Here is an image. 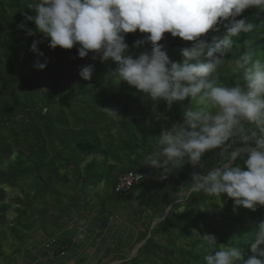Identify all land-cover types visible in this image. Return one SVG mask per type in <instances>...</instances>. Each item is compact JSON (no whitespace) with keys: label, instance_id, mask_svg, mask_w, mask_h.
<instances>
[{"label":"trees","instance_id":"1","mask_svg":"<svg viewBox=\"0 0 264 264\" xmlns=\"http://www.w3.org/2000/svg\"><path fill=\"white\" fill-rule=\"evenodd\" d=\"M31 2L0 0V258L14 257L20 248L24 254L30 252L24 248L27 232L39 223L48 202L63 217L75 208H87V191L101 183L106 194L93 208L96 213L91 219L99 235L107 232L109 218L116 215L113 212L131 203L130 192L114 193L119 177L126 172L147 175L139 185H145V191L138 195L137 203L149 212V221L142 232L133 229L128 239L102 250L101 260L112 253V262L119 264H205L208 246L201 238L205 234L215 235L217 247L235 246L243 259L251 256L254 230L264 222V206L257 205L252 211L234 207L226 194L219 199L191 191L193 173L206 174L226 160L219 155L221 149L206 152L202 167L184 163L173 168L166 179H161V170L144 163L146 156L157 151L163 130L182 123L186 109L195 110L203 103L186 99L170 109L164 102L154 105L114 77L118 65L111 59L94 60L92 53L80 58L78 46L51 49L49 40L39 33L27 36L17 25L23 22L27 29H35L25 19L36 15L28 7ZM236 19H244L253 29L233 38L231 52L218 67L215 75L224 86L242 83L234 71L240 55L250 53L254 59H264V9L250 7ZM224 32L221 26L219 32L209 30L200 39L211 43L213 36L222 37ZM147 35L138 30L125 34L129 46L125 55L137 58L150 52V43L133 47ZM36 39L42 41L38 48L43 56L31 51ZM159 43L170 61L182 62L181 51L192 42L165 33ZM37 60L47 61L42 71L33 66ZM88 64L94 65V72L90 80H84L79 70ZM104 108L116 109L119 117L109 116ZM161 118L169 119L163 129ZM236 147H240L238 142L232 144ZM235 163L244 167L243 160ZM68 186L75 192L73 199L62 189ZM181 190L185 195L179 194ZM65 200L68 204H63ZM154 220L158 221L153 225ZM57 233L49 236H58L57 248L67 251L71 239L66 233L60 239ZM140 243L134 257L127 260L123 252Z\"/></svg>","mask_w":264,"mask_h":264},{"label":"clouds","instance_id":"2","mask_svg":"<svg viewBox=\"0 0 264 264\" xmlns=\"http://www.w3.org/2000/svg\"><path fill=\"white\" fill-rule=\"evenodd\" d=\"M28 7L36 15L25 19L35 29H27L23 22L17 25L27 36L39 33L51 49L78 46L80 58L92 53L94 60L111 59L118 65L114 77L154 105L164 102L170 109L186 99L203 103L195 110L186 109L183 122L163 131L157 151L145 157L146 166L161 170V179L184 163L202 167L206 152L221 149L219 155L226 160L206 174L193 173L191 191L219 199L226 194L234 207L252 211L264 206V59L240 55L234 71L242 83L233 86H224L215 75L233 48V38L253 29L236 18L250 7L264 9V0H32ZM221 26L222 37L213 36L211 43L200 39L209 30L219 32ZM137 30L149 35L133 47L150 43L151 51L133 58L125 55L129 48L125 34ZM165 33L192 42L182 49V62L170 61L163 50L159 42ZM41 42L36 39L31 45L37 56H43ZM46 64L37 60L33 66L42 71ZM93 72L94 65L88 64L80 68L79 76L90 80ZM102 110L119 117L114 108ZM236 142L240 147L232 148ZM238 160H243V168L235 163ZM201 238L208 246L205 264H264V222L254 230L247 259L238 247H217L213 234Z\"/></svg>","mask_w":264,"mask_h":264},{"label":"rangeland","instance_id":"3","mask_svg":"<svg viewBox=\"0 0 264 264\" xmlns=\"http://www.w3.org/2000/svg\"><path fill=\"white\" fill-rule=\"evenodd\" d=\"M179 104V102H174L173 105H177ZM169 121V119H163L161 118L160 120V127L163 129L166 126V122ZM170 127H172V125H170ZM165 131V129L163 130ZM71 187V186H70ZM145 185L143 186H139L136 189H133L132 191H130L129 193V197L131 198V203L130 205L123 207L122 209H118L116 210V212H113L116 214L117 218L114 220H110V222L108 221V231L106 232V237L103 236L104 238L99 239L101 236H99V234L97 233V229L94 231L91 230H86L89 226V222H87V218H89L90 216H95V214L93 215V208L98 205L99 200L101 199L102 195H104V193L106 194V187L103 183L99 184L96 188H94L93 190L87 191L86 194V198H85V203L88 205L87 208L82 209L81 212L76 215L73 216L74 218H72V221L70 225L66 224V226L63 228L64 231L61 232V236L62 233H66V237H68L69 239H72V237L74 236L73 233V229H75V227H79L81 229H83L82 231L80 230L78 232V234H81L80 237L78 234L75 235L74 238V243H76V245L74 247H70L68 248L67 252H68V260L65 264H119L120 262H112L113 260V255L111 253V255H109L108 257L104 258L103 260L100 259L101 254L100 251L104 250L105 248H110L112 249L116 243H118L121 240H124L123 238L125 237V239H128L129 236L134 232L133 229H136L139 232H142L145 229V226L147 224V222L149 221V212L145 211L144 209H142L138 203H137V197L140 193L145 191ZM63 190H68V197L70 198H74V191H72L69 186L68 187H62ZM185 190H181L180 191V195H185ZM63 204H68L67 200H65V203ZM52 204H50L48 202V204H46V208H45V212L42 215V218L39 220V225L40 228L43 232H45L46 234H53V233H57L58 231H61V227H62V223L61 220L62 217L61 216H57V211L56 209H54L53 207H51ZM13 209H10L11 214H13ZM158 220H154L153 221V225L155 224V222ZM88 225H87V224ZM61 224V226H59ZM73 225V226H72ZM59 226V227H58ZM76 231V229H75ZM98 234V239L95 240L93 239L92 242H90V238L93 236V234ZM73 234V235H72ZM60 236V239H61ZM101 242H97L100 241ZM31 242V236L28 237V242ZM7 243L9 245H14L12 240H7ZM103 244V247L98 250V247H95V245L93 244ZM35 244L34 241H32L30 243V245ZM141 245L137 244L133 249L128 250V251H124L123 254L124 256L127 258V260L131 259L132 257H134L137 248ZM21 252L17 253L15 255L16 259H17V263L22 264L23 263V256L21 255L23 254L22 248ZM70 251V252H69ZM5 253H10V249L7 247L6 244V248H5ZM69 253L71 254V256H69ZM66 256V257H67ZM29 258H32V256H28L26 260H28Z\"/></svg>","mask_w":264,"mask_h":264},{"label":"crops","instance_id":"4","mask_svg":"<svg viewBox=\"0 0 264 264\" xmlns=\"http://www.w3.org/2000/svg\"><path fill=\"white\" fill-rule=\"evenodd\" d=\"M81 210L82 209H80V208H75V209H73L72 211H71V213H66L65 212V214L63 215V217H62V219H60L62 222V227H61V231H59V233H57V234H59V235H61L60 233L62 232V231H64L65 230V226H66V224H68V225H70L71 224V222H73L72 221V218H74L73 216H76V215H78L80 212H81ZM96 212H93L92 214L94 215ZM91 218H93V216L91 217H89V218H87V222H89V226L90 227H88L86 230H91V231H93V230H95L94 228H95V225H93V222H92V219ZM87 224V223H86ZM61 225V224H60ZM59 225V226H60ZM88 225V224H87ZM58 226V227H59ZM73 226V225H72ZM63 228H64V230H63ZM75 229H76V231H75ZM75 229H73V233H74V236L72 237V239H71V247H74L75 245H76V243H74V238H75V235L76 234H78V231H79V227H75ZM108 231V230H107ZM44 235H47V236H49V235H51V234H46L45 232H43L42 230H41V228H40V225H39V223H37V224H35L34 225V228L33 229H30L28 232H27V236H26V243H25V245H24V248L25 249H29L30 250V252H28V254H21V255H24L23 257V263L22 264H65L66 262H67V260H68V256L67 257H65L64 259H62L61 261H54V260H52V259H50L44 252H43V250H42V244H43V237H44ZM73 235V234H72ZM79 235V237H80V235L81 234H78ZM31 236V242L32 241H34V243L35 244H31L30 245V241L28 242V237H30ZM99 236H101L99 239H101L102 240V238H104L103 236H105L106 237V232H104L103 234H101V235H99ZM98 235H96V234H93V236L90 238V242H92V240L93 239H95V240H97L98 239V237H99ZM61 237H63V235L61 236ZM125 238V237H124ZM123 238V239H124ZM101 240L100 241H97V242H101ZM93 244V243H92ZM93 245H95V247H97V246H99L98 247V250H100L102 247H103V244L102 243H98V244H93ZM75 248V247H74ZM21 252V251H20ZM70 252V251H69ZM101 252L102 251H100V254H101ZM6 254H9V253H6ZM67 255H68V253H67ZM28 256H32V258H29L28 260H26L27 259V257ZM69 256H71V254L69 253ZM0 264H19V263H17V259H16V257L14 256V257H12V256H10V258L9 257H7V256H5V257H3V258H0Z\"/></svg>","mask_w":264,"mask_h":264},{"label":"built area","instance_id":"5","mask_svg":"<svg viewBox=\"0 0 264 264\" xmlns=\"http://www.w3.org/2000/svg\"><path fill=\"white\" fill-rule=\"evenodd\" d=\"M147 180V175L143 172H126L122 174L115 187H114V193L119 194H127L130 191H132L133 188L143 184ZM117 216L113 215L110 220L116 219ZM82 231L83 229H79V231ZM78 231V232H79ZM57 241L58 236H44L43 244H42V250L43 252L52 260L54 261H61L67 256V251L65 250H59L57 248Z\"/></svg>","mask_w":264,"mask_h":264},{"label":"water","instance_id":"6","mask_svg":"<svg viewBox=\"0 0 264 264\" xmlns=\"http://www.w3.org/2000/svg\"><path fill=\"white\" fill-rule=\"evenodd\" d=\"M166 214V213H165Z\"/></svg>","mask_w":264,"mask_h":264}]
</instances>
